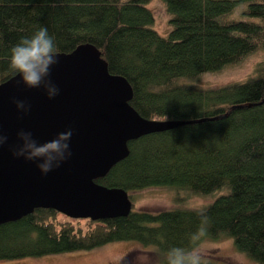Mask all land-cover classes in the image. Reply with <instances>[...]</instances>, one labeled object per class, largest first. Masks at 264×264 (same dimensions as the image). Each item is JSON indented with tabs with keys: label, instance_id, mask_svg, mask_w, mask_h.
<instances>
[{
	"label": "trees",
	"instance_id": "16d2710c",
	"mask_svg": "<svg viewBox=\"0 0 264 264\" xmlns=\"http://www.w3.org/2000/svg\"><path fill=\"white\" fill-rule=\"evenodd\" d=\"M150 1L0 0V83L15 74L11 48L46 27L57 52L95 45L109 72L128 80L130 104L143 117L189 121L129 141V154L95 180L129 193L127 216L91 220L35 208L0 224V261L125 240L155 246L161 260L168 248L206 236L231 238L264 264V61L242 81L196 83L264 48V0H161L170 15L166 35L154 27ZM161 186L221 193L202 208L135 209L131 192ZM202 216L204 231L193 242Z\"/></svg>",
	"mask_w": 264,
	"mask_h": 264
},
{
	"label": "water",
	"instance_id": "95a60500",
	"mask_svg": "<svg viewBox=\"0 0 264 264\" xmlns=\"http://www.w3.org/2000/svg\"><path fill=\"white\" fill-rule=\"evenodd\" d=\"M50 79L60 94L49 99L43 88L28 89L14 74L0 83V130L8 142L0 148V224L17 220L35 208H52L70 218L102 220L127 216L129 193L96 182L129 154L128 142L189 121L143 117L130 104L128 80L109 72L100 50L81 43L58 52ZM14 100L27 101L29 114ZM71 128L72 157L43 175L38 162L15 158L18 132H31L39 143Z\"/></svg>",
	"mask_w": 264,
	"mask_h": 264
},
{
	"label": "rangeland",
	"instance_id": "374dc122",
	"mask_svg": "<svg viewBox=\"0 0 264 264\" xmlns=\"http://www.w3.org/2000/svg\"><path fill=\"white\" fill-rule=\"evenodd\" d=\"M148 7L155 16L154 27L166 35L171 26L166 7L161 0H152ZM264 61V48L249 55L241 63L229 65L219 71L204 73L196 82L202 87H215L234 81H242L253 74L258 63ZM221 192L195 195L178 188L167 186L150 187L130 193L136 210L159 211L183 205L187 208H202ZM59 218H63L59 216ZM198 246L204 260L215 264H259L241 253L228 237L210 239L202 236ZM155 246L144 245L136 240L114 241L89 249L28 257L16 260H2L0 264H121L125 256L128 264H161L155 254Z\"/></svg>",
	"mask_w": 264,
	"mask_h": 264
},
{
	"label": "clouds",
	"instance_id": "9594fccd",
	"mask_svg": "<svg viewBox=\"0 0 264 264\" xmlns=\"http://www.w3.org/2000/svg\"><path fill=\"white\" fill-rule=\"evenodd\" d=\"M10 70L21 77V82L28 89L43 88L51 100L60 94V89L50 79L51 69L59 63L55 38L46 27H40L30 37L22 38L10 50ZM17 111L27 115L31 105L27 101L14 100ZM18 143L12 148L15 158H23L29 162H38L37 168L43 175L72 157L70 141L73 136L71 128L58 133L53 139L39 143L31 132L20 130ZM8 142V137L0 130V148ZM206 218L201 217V227L193 233L190 240L195 242L204 231ZM161 264H204L200 248L195 243L191 247L173 246L161 254Z\"/></svg>",
	"mask_w": 264,
	"mask_h": 264
}]
</instances>
